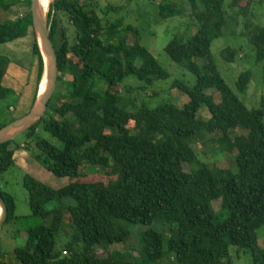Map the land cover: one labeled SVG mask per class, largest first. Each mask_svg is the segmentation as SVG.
Segmentation results:
<instances>
[{"label": "trees", "instance_id": "obj_1", "mask_svg": "<svg viewBox=\"0 0 264 264\" xmlns=\"http://www.w3.org/2000/svg\"><path fill=\"white\" fill-rule=\"evenodd\" d=\"M186 2L191 11L163 51L195 80L191 87L182 80L172 81L171 87L185 96L181 106L163 101L154 107L137 106L136 98L129 99L135 88L119 83L133 75L148 86L170 73L141 43L135 27L121 26L122 19L111 23L104 19L107 11L117 13L119 6L109 5L106 11L97 0L49 4L56 88L45 114L21 133V141L0 143V181L20 149L37 151L36 161L70 180L53 188L24 175L30 215L50 222L25 230L23 244L13 250L16 264H154L164 255L167 264H232L231 246L236 256L241 248L249 249L252 264H264V246L257 235L264 226V96L258 107L247 108L211 57L210 45L222 34L225 21L224 0ZM251 2L236 6L237 0H232L231 8L236 6L243 16ZM22 3L27 8L21 15L0 21V43L32 36L36 88L31 107L42 80L43 60L32 28L30 0ZM157 4L163 19L184 15L174 0ZM251 32L255 57L264 61V26H252ZM130 33L136 36L131 44ZM220 53L226 62L237 56L230 47ZM9 63L0 55V100L11 93L3 84ZM250 78L249 71L240 72L236 92L244 93ZM202 107L208 118L198 116ZM236 128L246 132L230 137ZM205 132L219 133L212 140L219 152L235 150V171L203 161L201 155L206 153L193 149L195 139ZM83 164L102 167L106 179L80 178ZM0 194L7 206V223L15 218L14 197L1 185ZM53 201L56 204L47 209ZM214 201L221 204L218 211ZM222 211L226 216L217 220L216 213ZM137 224L143 229L135 236L136 245L107 248L126 244ZM59 235L63 241L57 247ZM96 246L107 250L97 254ZM3 254L0 250V264H10Z\"/></svg>", "mask_w": 264, "mask_h": 264}, {"label": "rangeland", "instance_id": "obj_2", "mask_svg": "<svg viewBox=\"0 0 264 264\" xmlns=\"http://www.w3.org/2000/svg\"><path fill=\"white\" fill-rule=\"evenodd\" d=\"M23 0H0V21L5 19H13L17 17L22 8ZM102 8L109 5L115 7L119 6L117 13L108 12L106 9L105 20L109 23L115 22L117 19H122L121 26L135 27L139 32L141 43L146 46L152 54L157 58L158 62L170 73L169 77L164 80L154 81L152 84L146 86L142 81L135 76L130 75L125 77L120 86L135 88L133 96L129 99L136 98L137 106L141 104L154 107L163 101H174L181 106L185 100V96L179 89L171 87L173 80H182L187 87H191L194 83V76L187 70L178 66L170 60L165 52L163 46L170 39L172 34L179 33L178 25L180 26L186 20V15H189L191 8L186 0H174L175 3L184 9V15L178 17H169L167 19L161 18L158 12V1L151 3L149 0H97ZM246 0H237V5H244ZM232 0H224V25L222 26V34L215 38L210 45V54L214 60L216 67L227 85L237 94L238 98L245 104L247 108L258 107L259 99L264 96V81L262 78V70L264 61L257 60L255 52L251 45V30L252 26H264V0H252L248 13L239 15L238 8H231ZM25 5V4H24ZM48 12V8H47ZM62 23L67 25L65 17L61 18ZM182 30V28L180 27ZM123 31V30H122ZM188 34H191L188 33ZM190 36V35H188ZM136 36L132 33L128 34L127 42L132 43ZM187 38V37H186ZM184 38V39H186ZM230 47L237 50V56L232 62H226L221 56V50ZM0 55L8 57L11 65H17L22 68L24 73L31 74V66L34 61L32 55V36H27L14 39L9 42L0 43ZM242 71H249L251 74L250 82L244 93H238L235 89V80L238 74ZM11 81L6 79L7 83H13L17 89L11 88V93L0 100V127L7 124L9 120L17 119L27 113L30 109L32 87H26L23 91L18 88L22 86L23 79H16ZM16 79V80H15ZM33 81V78H32ZM126 94V93H125ZM127 99V98H126ZM9 106L14 110H10ZM201 118H208L207 110L202 107L198 112ZM241 128H236L229 133L230 137L245 133ZM219 136V133H204L193 142V149L199 153L204 151L206 154L201 155L203 161L215 162L219 167L234 166V154L232 152H219L218 146L212 140ZM23 134L15 137V140L21 141ZM45 137L54 144H58L57 140L48 134ZM37 153L35 150L20 149L15 152V164L3 173L0 181L3 191L11 194L14 197L15 204V218L3 223L0 227V250L3 251L1 256L10 264H16L13 250L15 247L21 246L25 238V230L39 224H49L50 219H40L30 215V209L27 203V191L23 186V177L25 174H30L43 183L53 187L59 188L69 182L68 177L55 176L47 170L42 164L34 159L33 154ZM80 178L84 180L106 179L105 170L100 166H92L83 164L79 167ZM56 201L48 203L47 209H51ZM215 210L220 209V202L214 201L212 203ZM217 220H222L226 214L225 212L216 213ZM143 229V226L137 224L134 226L130 239L126 244L110 245L108 249L122 250L137 244V233ZM260 245L264 246V226L257 230ZM139 240V238H138ZM60 235L57 237L56 246L62 244ZM97 254H104L106 248L96 246ZM235 247H230L232 252V264H252L249 249L241 248L239 255H235ZM168 256L164 255L160 260L154 264H167Z\"/></svg>", "mask_w": 264, "mask_h": 264}, {"label": "water", "instance_id": "obj_3", "mask_svg": "<svg viewBox=\"0 0 264 264\" xmlns=\"http://www.w3.org/2000/svg\"><path fill=\"white\" fill-rule=\"evenodd\" d=\"M30 12L35 40L43 60L44 89L39 93L38 88L36 98L27 113L0 127V143L15 138L39 121L45 114L56 88L58 66L55 49L48 34L47 10L45 13L42 11L40 0H30ZM6 218L7 206L0 194V227Z\"/></svg>", "mask_w": 264, "mask_h": 264}, {"label": "crops", "instance_id": "obj_4", "mask_svg": "<svg viewBox=\"0 0 264 264\" xmlns=\"http://www.w3.org/2000/svg\"><path fill=\"white\" fill-rule=\"evenodd\" d=\"M22 8H23V5H22ZM23 12H24V10H21L19 12L20 13L19 15H21ZM31 69H32L31 74L30 73L26 74L23 72L22 68H20L19 66H17V65H11L10 66V63H9L8 68H7V72L4 76L3 84L5 85L7 78H10L11 81L14 80L13 79L14 77L16 79H18V78L23 79V83L21 84L22 86H20L18 89L23 91L26 87H28V88L32 87V95H33V92L35 91V88H36V86H35V74H36L35 66L31 67ZM32 78H33V81H32ZM5 86H7L10 89L11 88L17 89L13 83H7V85H5ZM39 93H40V85H39ZM32 95H31V99H32ZM11 109L14 110L13 107Z\"/></svg>", "mask_w": 264, "mask_h": 264}, {"label": "bare ground", "instance_id": "obj_5", "mask_svg": "<svg viewBox=\"0 0 264 264\" xmlns=\"http://www.w3.org/2000/svg\"><path fill=\"white\" fill-rule=\"evenodd\" d=\"M51 0H40V6L42 11L45 13L47 8H48V4L50 3ZM44 83H45V77L42 78V81L40 83V93L43 91L44 89Z\"/></svg>", "mask_w": 264, "mask_h": 264}]
</instances>
